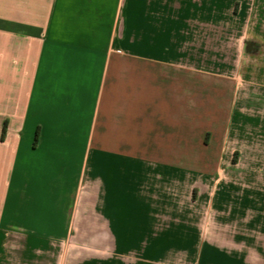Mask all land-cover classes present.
I'll return each instance as SVG.
<instances>
[{"label": "crops", "instance_id": "crops-1", "mask_svg": "<svg viewBox=\"0 0 264 264\" xmlns=\"http://www.w3.org/2000/svg\"><path fill=\"white\" fill-rule=\"evenodd\" d=\"M253 16L264 0H0V169L79 171L60 202L80 253L49 242L48 264H264V183L221 176L233 86L201 84L233 71L204 61L226 57L223 30L256 43Z\"/></svg>", "mask_w": 264, "mask_h": 264}, {"label": "rangeland", "instance_id": "rangeland-1", "mask_svg": "<svg viewBox=\"0 0 264 264\" xmlns=\"http://www.w3.org/2000/svg\"><path fill=\"white\" fill-rule=\"evenodd\" d=\"M256 20L253 16L248 29V38L256 41L249 49L236 40L235 34L242 29L238 22L233 23L231 30L219 28L231 40L220 47L226 57L204 61L210 65L215 61L217 67H230L233 71L210 74L208 79L201 76V84L215 80L219 89L227 88L230 83L233 86L231 90H222L216 98L217 132L222 127V133L231 134L225 157L229 150L238 151L237 164L228 166L221 176L226 181L246 180L248 185L264 183V20L258 29L254 26ZM200 94L201 102H205L206 92L201 90ZM208 130L201 125L200 134H191L194 148L198 143L199 148L205 145L202 142ZM199 158L204 165L212 162L209 154H201ZM78 178L76 170L35 168L19 162L9 165L7 171L0 169V264H48L44 249L49 242L69 243L80 253L81 236L61 235L68 222V199L60 202L64 190H68L62 187L63 182H78ZM75 193L80 194V187L77 186ZM76 206L78 209L79 203ZM80 221L73 219L78 229Z\"/></svg>", "mask_w": 264, "mask_h": 264}, {"label": "trees", "instance_id": "trees-1", "mask_svg": "<svg viewBox=\"0 0 264 264\" xmlns=\"http://www.w3.org/2000/svg\"><path fill=\"white\" fill-rule=\"evenodd\" d=\"M4 135H5V134H3V136H4ZM234 161H237V152L235 153Z\"/></svg>", "mask_w": 264, "mask_h": 264}]
</instances>
